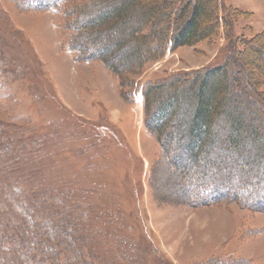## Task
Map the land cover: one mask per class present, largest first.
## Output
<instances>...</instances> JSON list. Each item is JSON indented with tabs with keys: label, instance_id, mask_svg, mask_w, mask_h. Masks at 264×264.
I'll list each match as a JSON object with an SVG mask.
<instances>
[{
	"label": "rangeland",
	"instance_id": "374dc122",
	"mask_svg": "<svg viewBox=\"0 0 264 264\" xmlns=\"http://www.w3.org/2000/svg\"><path fill=\"white\" fill-rule=\"evenodd\" d=\"M218 1L219 15L229 12L230 37L264 30V0ZM69 9L64 2L57 10L33 12L20 0H0V178L21 182L23 188L12 187L14 194L23 189L37 197L43 186H54L70 203H81L76 238H86L87 248L98 250L105 264H264V213L251 208L264 203V131L257 139L242 136L251 156L240 161L230 151H216L218 135L232 133L231 121L222 115V130L194 161L190 139L169 128L176 154L169 159L143 122L142 85L216 62L224 32L209 43L167 51L130 75L133 87L124 89L103 63L84 60L68 47L67 25L75 17ZM134 19L116 21V30L103 28L107 33L91 49L100 51L103 41L112 46L117 64H126V52L137 41L121 36ZM251 48L264 74V38ZM260 84L264 95V78ZM247 115L249 131L250 110ZM224 179L236 200L230 201V194L229 203L199 206L203 197L210 198L205 193L212 183ZM12 210L13 219H26L42 232L54 230V221L40 219L20 199ZM71 228L69 239L77 232Z\"/></svg>",
	"mask_w": 264,
	"mask_h": 264
},
{
	"label": "trees",
	"instance_id": "16d2710c",
	"mask_svg": "<svg viewBox=\"0 0 264 264\" xmlns=\"http://www.w3.org/2000/svg\"><path fill=\"white\" fill-rule=\"evenodd\" d=\"M20 2L23 8L33 12H49L57 10L64 2L69 3L68 14L70 17L74 14L75 17H72L70 24L67 25V30L71 33L68 47L84 60H97L103 63L117 76L119 86L124 89L128 87L130 75L136 74L147 63L161 60L167 51L192 47L202 42L209 43L217 39L223 31L226 41L216 62L200 69L169 74L165 78L154 82L148 81L142 85L145 128L159 142L162 152L169 159L176 155L170 148L173 138L170 136L169 128L173 129L178 138L190 139L192 144L188 153L194 161L211 148L216 138L215 133L222 130L218 124L222 115L231 121L228 129L232 133L225 131L226 134L218 135L215 144L219 153L227 150L240 161L246 160L249 148L242 141V136L246 133V136L257 139L261 129L264 131V95L259 89L264 74L257 68L254 62L255 51L251 50L253 45L264 38V30L250 37L244 34L238 38L230 37L226 25L229 12L219 15L222 7L218 0H20ZM94 10H100L102 14L96 17L92 14ZM130 15L135 18L134 26L121 38L126 37L130 42L137 41V44L126 52V64L118 65L117 60L113 58L112 46H105L103 41L100 51L91 49L90 44L100 42V35L107 33L102 32L103 28L107 27L109 31L116 30V21H122ZM129 87H133L132 83ZM164 95L168 98L162 101ZM224 106H228V111H225ZM248 110L252 113L253 120V124H248L249 131L246 127V121L249 119ZM177 117L182 120L173 122ZM184 118L188 119L187 123ZM185 123L188 125L183 127ZM253 155L256 158L261 157L258 151ZM181 158L182 156L177 155L175 160ZM237 161L239 163V160ZM6 170L10 172L8 166ZM224 180H221L222 182L215 180L212 183L213 189L205 193L210 195V198L203 197L199 206L212 202L229 203L230 194L233 198L230 201L236 200V194L230 190L231 184L226 182L229 179ZM7 182L3 177L0 178V205H3L0 206V264H105L98 250L96 252L90 247L95 251L93 253L87 248L86 238L81 237L80 240L76 238V233L78 229L80 230L79 222L77 224L76 221L81 203H70L69 199L54 186H43L35 193L37 197L28 195V191L23 189H20L21 194H14L12 187L15 189L19 185L23 188L21 182L17 179ZM35 190L32 189L30 193ZM19 199L23 204H30V208L40 219L54 221L53 223H56L54 230L50 226L51 232H42L38 225H29L26 219L22 220L19 216H15L14 220L11 212ZM191 199L190 196L189 204L194 203ZM262 205L264 203L261 202L260 205H253L251 208L253 211L264 213ZM2 208L7 211V217ZM72 225L77 228V232L73 231L72 239H69L67 235L69 230H73Z\"/></svg>",
	"mask_w": 264,
	"mask_h": 264
},
{
	"label": "bare ground",
	"instance_id": "6f19581e",
	"mask_svg": "<svg viewBox=\"0 0 264 264\" xmlns=\"http://www.w3.org/2000/svg\"><path fill=\"white\" fill-rule=\"evenodd\" d=\"M161 197V196H160Z\"/></svg>",
	"mask_w": 264,
	"mask_h": 264
}]
</instances>
